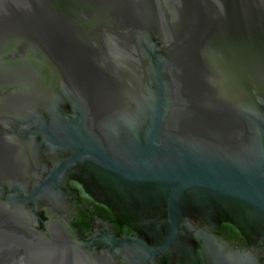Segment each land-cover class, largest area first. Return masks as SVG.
Here are the masks:
<instances>
[{"label": "water", "instance_id": "water-1", "mask_svg": "<svg viewBox=\"0 0 264 264\" xmlns=\"http://www.w3.org/2000/svg\"><path fill=\"white\" fill-rule=\"evenodd\" d=\"M0 264H264V0H0Z\"/></svg>", "mask_w": 264, "mask_h": 264}]
</instances>
